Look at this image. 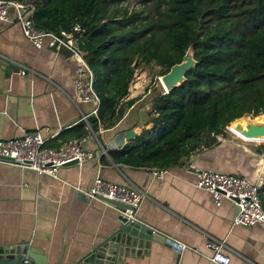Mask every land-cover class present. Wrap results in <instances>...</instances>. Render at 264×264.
Wrapping results in <instances>:
<instances>
[{"label":"crops","instance_id":"0c3cea01","mask_svg":"<svg viewBox=\"0 0 264 264\" xmlns=\"http://www.w3.org/2000/svg\"><path fill=\"white\" fill-rule=\"evenodd\" d=\"M0 58L11 66L0 70V139L40 130L45 137L55 134L48 146L85 137L83 148L94 153L81 166L64 165L56 178L0 160V244L28 243L32 261L77 260L117 222L114 205L90 201L82 192L99 176L141 188L145 196L132 213L136 221L187 246L176 250L153 242L149 253L128 258V264H214L204 246L206 234L224 240L230 264H264L263 227L232 225L233 203L223 199L216 205L209 191L195 186L201 170L258 181L264 152L209 134L181 164L167 168L163 178L153 176L151 168L117 164L109 152L125 144L129 129L138 134L144 127L148 106L140 87L130 85L124 100L136 101L121 119L111 126L97 124L96 139L89 129V120L96 117L93 103L77 101L78 62L70 51L52 48L47 40L36 48L15 20L1 21ZM19 64L27 68L24 75L18 72ZM101 147L106 154H101Z\"/></svg>","mask_w":264,"mask_h":264},{"label":"trees","instance_id":"16d2710c","mask_svg":"<svg viewBox=\"0 0 264 264\" xmlns=\"http://www.w3.org/2000/svg\"><path fill=\"white\" fill-rule=\"evenodd\" d=\"M29 1L35 27L56 34L80 28L76 37L100 99L89 120L93 131L134 104L124 98L137 68L160 76L192 47L196 64L182 84L167 93L154 84L144 90L153 94L144 127L109 152L117 164L179 165L209 133L225 138L231 121L264 112V0H138L139 9L124 5L130 0ZM259 196L264 209V175Z\"/></svg>","mask_w":264,"mask_h":264},{"label":"built area","instance_id":"2783aa9c","mask_svg":"<svg viewBox=\"0 0 264 264\" xmlns=\"http://www.w3.org/2000/svg\"><path fill=\"white\" fill-rule=\"evenodd\" d=\"M35 4L29 0H0V22L15 20L21 27L24 36L29 39L36 48H41L47 40V44L54 48H66L77 59L76 78L74 87L77 101L93 103L92 112L97 115L100 99L93 89V73L85 59V52L80 49L76 33L80 32L78 26L73 27L71 32L56 34L53 31L35 27L33 14ZM13 11V19H10V12ZM20 66L18 72L24 75L27 68ZM156 80L163 88L160 77ZM164 89V88H163ZM165 89H164V91ZM86 118V116H83ZM90 133L96 139L98 135L89 126ZM225 130L231 132L229 126ZM211 137L217 135L209 133ZM45 137L40 130L25 132L23 136L12 139H0V156L10 160H4L21 168L33 170L38 175H48L57 177L61 167L70 161H76V165L81 166L94 158V153L83 148L85 137H75L69 139L56 147L46 145V142L54 137ZM100 143V142H99ZM101 154H106L104 148H100ZM1 160V159H0ZM153 176L163 178L167 173V168H151ZM264 175V164L260 166L258 181H251L248 178L232 173L201 170L197 175L195 186L210 192L216 205L223 199L230 200L234 205V215L232 225L252 227L261 225L264 229V209L262 207L259 187ZM90 200L103 198L124 203L132 208L128 217L132 221L136 218L132 214L145 196L144 191L136 185H121L106 181L101 177H96L90 188L82 191ZM116 210V208H115ZM156 232L154 229H152ZM174 245L180 249L187 248L183 243L173 241ZM204 246L210 251L208 259L214 264H230V256L223 250L226 248L224 240L206 234ZM26 264H30L25 260Z\"/></svg>","mask_w":264,"mask_h":264},{"label":"water","instance_id":"95a60500","mask_svg":"<svg viewBox=\"0 0 264 264\" xmlns=\"http://www.w3.org/2000/svg\"><path fill=\"white\" fill-rule=\"evenodd\" d=\"M195 64L193 50L189 46L182 60L173 64L168 72L159 76L166 93L182 84L185 80V72L194 67ZM7 66H10L9 63L0 58V70L4 71ZM228 126L244 139L264 141V112L257 116L243 115L231 121ZM135 135L137 134L134 129H129L125 144ZM219 139H223L222 134L219 135ZM0 159L10 160L3 156H0ZM73 164H76V161H70L65 165ZM101 199L114 205L118 211L117 222L107 234L92 242L85 254L77 260L65 264H128V258L149 253L153 242L168 244L176 250L180 249L174 245L172 240L166 239L137 221L130 220L128 217L129 211L132 210L130 206L103 197ZM28 251V243L0 244V264H26L25 260L29 261L30 264H64L62 261L58 263L32 261Z\"/></svg>","mask_w":264,"mask_h":264},{"label":"rangeland","instance_id":"374dc122","mask_svg":"<svg viewBox=\"0 0 264 264\" xmlns=\"http://www.w3.org/2000/svg\"><path fill=\"white\" fill-rule=\"evenodd\" d=\"M124 5L126 7H129V9H132V8L139 9V8H141L140 5L138 4V0H130L129 2L124 3ZM144 8L146 9V11L147 10H149V11L151 10V7H149V6L144 7ZM154 69H158V67H154ZM157 73H158L157 70L154 71L153 74H152V73H149L145 68H137L135 70L134 77H133V79H132V81L130 83V85L131 84L133 85L132 88H134V84L136 85L137 83H139V84L141 83L140 84L141 86L139 85L140 90H142L140 94L141 95H145V97H146L145 98V102H146V105L148 107H150V99L153 96V94H148V93L145 94L144 90L146 89V87L148 85H150V84H154V85L157 86V89L159 91H164V89L160 86L159 82L156 80V77L158 76ZM130 85H129V88H130ZM225 138L233 140V141H234V139H236L238 141H241L245 145H247L248 147H250L251 149H254V150H256V148L258 146H261V147L264 146V141H259V140H253V141H246L245 140V141H243L244 139L241 140L239 136L237 138V135L233 131H231V132H229L228 130L225 131Z\"/></svg>","mask_w":264,"mask_h":264},{"label":"bare ground","instance_id":"6f19581e","mask_svg":"<svg viewBox=\"0 0 264 264\" xmlns=\"http://www.w3.org/2000/svg\"><path fill=\"white\" fill-rule=\"evenodd\" d=\"M141 84V83H140ZM139 83H137L136 85L134 84V89L135 88H137V87H139V85H140ZM231 131H233L232 129H231ZM237 136H239L240 138H242L238 133H236L235 131H233ZM242 139H244V138H242ZM244 140H246V141H253V140H251V139H244Z\"/></svg>","mask_w":264,"mask_h":264}]
</instances>
